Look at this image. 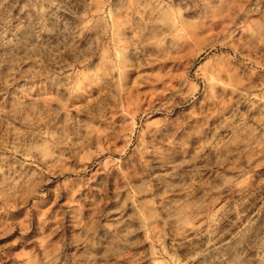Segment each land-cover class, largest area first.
<instances>
[{
    "label": "clouds",
    "instance_id": "1",
    "mask_svg": "<svg viewBox=\"0 0 264 264\" xmlns=\"http://www.w3.org/2000/svg\"><path fill=\"white\" fill-rule=\"evenodd\" d=\"M189 40L191 58L160 81L165 118L142 129L137 116L157 109L124 110L131 122L112 137L124 145L103 169L124 186L116 206L89 213L76 200L87 187L82 173L109 150L81 155L83 139L106 126L107 141L116 128L109 116L144 79L139 69L169 67L163 61L183 50L177 41ZM261 69L264 0H0V211L21 201L28 211L22 221L0 217V240L24 224L0 244V260L264 264ZM181 114L197 117L191 131H174ZM54 179L77 210L49 232L47 213L36 218ZM142 233L154 252L140 250ZM21 240L29 245L16 251Z\"/></svg>",
    "mask_w": 264,
    "mask_h": 264
},
{
    "label": "rangeland",
    "instance_id": "2",
    "mask_svg": "<svg viewBox=\"0 0 264 264\" xmlns=\"http://www.w3.org/2000/svg\"><path fill=\"white\" fill-rule=\"evenodd\" d=\"M206 34V33H205ZM193 39H199V37H193ZM177 48H182V51L173 50L171 59L163 61V63L169 65L167 68H161L160 64H155L148 67H142L139 69L137 73L140 76H143L144 79L141 81V84L138 88H133L127 97L124 98V102L115 109V113L109 116L110 119L114 120L116 124V128L112 132H108V139L105 141L104 137L101 135L102 132H105L106 126L101 128L95 134L87 139H83V144L81 145V155L88 152L89 150L97 151L103 148H107L109 151L104 152L102 155L95 157L96 163L94 165H90V171L86 174L82 175L85 178L87 183V187L82 189L80 195H77L76 200L81 203H87L89 205L88 211L89 213H94L97 209L101 211H105L109 207H114L115 205V197L118 188H123V180H117V177L114 176H106L104 175V167L106 166L107 157L111 155L114 159L118 158V152L121 147L124 145V139H112L113 136H119L123 131V126L126 123L131 122V116L123 115L125 109L128 110L130 114L136 112V105L139 108V111L143 114L147 112L150 106L155 107L156 109L164 106L165 96L163 95V90L165 88V83H161L162 80H167L170 75H175V72L170 67L171 65L187 63L186 57L191 58L192 53L195 49V45L192 43V40L186 42V46L181 42L177 41ZM260 71H264L261 69ZM203 79V77H201ZM173 84L176 81H169ZM140 103L137 104V102ZM201 105H203V101H201ZM210 109L208 107H203V112L200 113V118H203V115L207 113ZM118 113V114H117ZM156 117H160L156 112H149L144 116L143 121H141L140 117L137 116L136 122L137 124L142 125L143 128H147L149 124L153 123ZM197 117H189L187 114L177 115L175 117L176 128L174 131H183L185 128H188L189 124H194ZM87 121V117L85 118V122ZM141 129V130H142ZM152 132H156L157 129H150ZM87 133H84L86 136ZM139 136V132L137 133ZM86 145V146H85ZM131 158V154H129V159ZM69 177L71 174H68ZM96 175L97 180H92L91 178ZM61 193L58 195L57 192ZM46 199L47 204L39 209V214L36 218V222L39 223V215H43L45 212L47 216L45 217L47 223L45 227L48 228L49 232L53 229L59 228L60 221L63 217L71 209L72 211L77 210V206L75 204L69 203V192L68 189L63 187L61 181L59 179L53 180V186L47 187L45 186ZM125 199L127 198V192L123 193ZM129 206L131 207V203L129 202ZM35 211V209H33ZM11 213L15 215L17 221H22L25 215H28V211L25 208L23 202H19L18 208H9L7 212L0 211V217H7V215ZM78 218V217H76ZM17 231L15 235L11 238H5L0 240V244L11 243V240L20 237V233L24 228V224L17 223L16 225ZM29 228L32 227L31 223L28 225ZM40 229H37V232ZM141 243L139 248L141 251L144 250H152L151 241L147 238L146 233H142L140 235ZM29 245L28 240H21L19 244H12V248L16 251H22L27 248ZM8 257H4L3 260H0V264H9ZM15 259V257L11 258Z\"/></svg>",
    "mask_w": 264,
    "mask_h": 264
},
{
    "label": "bare ground",
    "instance_id": "3",
    "mask_svg": "<svg viewBox=\"0 0 264 264\" xmlns=\"http://www.w3.org/2000/svg\"><path fill=\"white\" fill-rule=\"evenodd\" d=\"M162 108H163V107H159V108H157L156 113L159 114L160 117H156L155 120H154V122H155L156 120L164 119V118H165V115H166V114L163 113V112H161V111H159V109H162ZM169 118H171V117H169ZM154 122H153V123H154Z\"/></svg>",
    "mask_w": 264,
    "mask_h": 264
}]
</instances>
